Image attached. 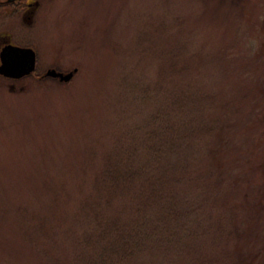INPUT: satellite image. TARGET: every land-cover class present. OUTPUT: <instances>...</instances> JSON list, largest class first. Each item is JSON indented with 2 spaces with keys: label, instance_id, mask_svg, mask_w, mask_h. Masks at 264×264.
<instances>
[{
  "label": "rangeland",
  "instance_id": "obj_1",
  "mask_svg": "<svg viewBox=\"0 0 264 264\" xmlns=\"http://www.w3.org/2000/svg\"><path fill=\"white\" fill-rule=\"evenodd\" d=\"M35 1L0 4V46L37 55L0 74V264H264V0Z\"/></svg>",
  "mask_w": 264,
  "mask_h": 264
},
{
  "label": "trees",
  "instance_id": "obj_2",
  "mask_svg": "<svg viewBox=\"0 0 264 264\" xmlns=\"http://www.w3.org/2000/svg\"><path fill=\"white\" fill-rule=\"evenodd\" d=\"M163 127H166L165 123L163 124ZM162 137L163 136H161V138L159 139L158 149L161 148L162 146L167 145V141L164 142ZM162 152L163 151L161 149H159V152H158V154H156V157H158L161 154V159H162L163 156L165 155V153L163 152V154H162ZM127 165H128V167L126 169H123L120 171L114 167H106L102 171V173L99 176V182H100V184H102L106 187L104 189H107V191L110 190L109 188H111L112 183L123 184V186H125V188H129L133 185L132 183L134 182L135 178L138 177L141 179H144V178L146 179V174L142 169H140V167H138V168L132 167L129 165V163ZM109 168H113V169H109ZM147 176H149V180L155 179V181H157L158 183L163 178L162 174H160L159 172H155V173L149 172ZM146 182H147V180H146ZM155 191L159 192V190H155ZM146 199H147V197H146ZM135 213L137 215L135 217L134 224H130V225L126 226L127 231L120 230L119 226L113 228L112 226H109V225L105 226L102 229L101 233H104L107 236L108 240L110 241V242H108V244H106V247H105L108 250V252L117 253V254L125 253L126 255L131 254L133 252V248H134V243H135L134 237H135V235L139 234V233L148 232L147 231V229H148L147 225L144 224V219L142 218L143 213L141 212V210L138 209ZM165 223L166 222L164 220L163 221L158 220V223H155L152 226L150 232H155L157 234V232L161 231V227H163ZM124 233H127V234H124Z\"/></svg>",
  "mask_w": 264,
  "mask_h": 264
},
{
  "label": "water",
  "instance_id": "obj_3",
  "mask_svg": "<svg viewBox=\"0 0 264 264\" xmlns=\"http://www.w3.org/2000/svg\"><path fill=\"white\" fill-rule=\"evenodd\" d=\"M37 55L32 47L7 43L0 50V74L9 78H21L36 69ZM77 68L69 72L48 69L44 76L57 77L61 81L70 80Z\"/></svg>",
  "mask_w": 264,
  "mask_h": 264
},
{
  "label": "flooded vegetation",
  "instance_id": "obj_4",
  "mask_svg": "<svg viewBox=\"0 0 264 264\" xmlns=\"http://www.w3.org/2000/svg\"><path fill=\"white\" fill-rule=\"evenodd\" d=\"M18 3H20V5L23 3L26 6H31L32 4L38 6V2L35 1V0H0V4L14 5V4H18ZM7 43H9V42L8 41H4L2 43V45L0 46V50Z\"/></svg>",
  "mask_w": 264,
  "mask_h": 264
}]
</instances>
